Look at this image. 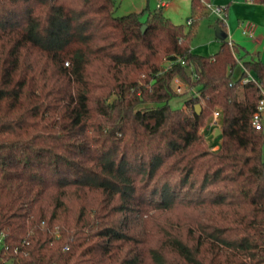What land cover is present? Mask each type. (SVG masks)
I'll return each instance as SVG.
<instances>
[{
	"label": "trees",
	"instance_id": "16d2710c",
	"mask_svg": "<svg viewBox=\"0 0 264 264\" xmlns=\"http://www.w3.org/2000/svg\"><path fill=\"white\" fill-rule=\"evenodd\" d=\"M117 6L0 0V264H264V61Z\"/></svg>",
	"mask_w": 264,
	"mask_h": 264
},
{
	"label": "rangeland",
	"instance_id": "374dc122",
	"mask_svg": "<svg viewBox=\"0 0 264 264\" xmlns=\"http://www.w3.org/2000/svg\"><path fill=\"white\" fill-rule=\"evenodd\" d=\"M169 1H171L170 7L165 9L163 13L165 16L170 17L173 23L182 24L186 31H192L194 33L191 42L194 52L201 55H212L218 52L222 42L216 37V25L219 19L218 15L213 13L210 9H207L204 14L196 16V22L193 26H191L188 24V18L193 17L191 0ZM230 1L231 0H212L214 5H227L230 3ZM242 1H245L246 3V0ZM117 2L118 15H125L136 12L141 14L142 20H146L148 11L156 8L158 0H117ZM206 2L207 1L203 0L205 6ZM262 6L263 7H250V9L246 8L245 6L240 7L238 8L237 12H234V20L232 21H229L230 18L227 14L228 12H226L225 19L227 29L230 27V22L234 23L236 28H238L237 26H239V20H242L244 22H253L257 27H260V32H264V4ZM233 39L235 40L236 44L239 45L241 49L240 55L243 57H247V55L245 56L246 53H244L243 48L250 52L259 50L260 54L264 52V40L262 39L261 44H257L256 40L245 37L242 34L240 28L236 30L235 35H233ZM184 89L185 93L180 94V96L174 98L171 101V105L174 108H184L185 110H187V108L185 107V101L189 99L193 94L188 91V87L185 86ZM216 110L218 109H215L213 111L208 125L203 127L201 130V132L205 136L206 141L211 146H213L214 149H218L221 143L219 135H216V129L220 128V124L215 127L210 126V121L212 120L213 114ZM4 264H11V262H5Z\"/></svg>",
	"mask_w": 264,
	"mask_h": 264
},
{
	"label": "built area",
	"instance_id": "2783aa9c",
	"mask_svg": "<svg viewBox=\"0 0 264 264\" xmlns=\"http://www.w3.org/2000/svg\"><path fill=\"white\" fill-rule=\"evenodd\" d=\"M166 5V1H159L158 4V9H162L163 6ZM206 6L208 9H210L213 13L217 14L219 19L225 20L226 17V12H227V6L226 5H214L213 2H206ZM192 23V20L189 19L188 20V24L190 25ZM242 26V31L244 34L253 37L255 34V30H256V25L253 22L247 21V22H243L241 24ZM229 41V45L231 47H233V42L231 40ZM185 62H183L184 64ZM242 68L244 70V72L246 73V75L241 79V86H244L248 83H254L256 85H258L260 87L261 90V97L257 106V110L255 111L251 123L252 125L256 128V129H264V87L261 86V84L258 82L257 77L255 76V74L251 71H249L245 66L242 65ZM186 85L181 81L180 78L176 77L173 81V87L175 89V91L179 94H183L185 93V87ZM187 87V86H186ZM188 91L192 94L195 93V95L199 96V93L196 92V90L194 88L188 87ZM220 111L219 109L216 110L213 114V118L210 121V126L211 127H215L218 126L220 124ZM217 130V129H216Z\"/></svg>",
	"mask_w": 264,
	"mask_h": 264
},
{
	"label": "crops",
	"instance_id": "0c3cea01",
	"mask_svg": "<svg viewBox=\"0 0 264 264\" xmlns=\"http://www.w3.org/2000/svg\"><path fill=\"white\" fill-rule=\"evenodd\" d=\"M159 1H161V0H158V3H157V5H156V8H154L153 10H150V11H156V10H159L158 9V4H159ZM163 1H166V5L165 6H163L162 7V9H160V10H162L163 12H164V10L165 9H167V8H169L170 7V5H171V1H169V0H163ZM264 3H259V2H255V1H251V0H248V2H247V0H246V3H245V1H242V0H231L230 1V3L229 4H227L226 6H227V14H228V16H229V18H230V20L229 21H232V20H234V12H237V10H238V8H240V7H246V8H249L250 9V7H263L262 5H263ZM237 6H239V7H237ZM170 18V17H169ZM190 18H188V20H189ZM238 20H239V18H238ZM244 21H242V20H239V26H237L238 28H240L241 29V32H242V34L245 36V37H249V38H252V39H254V40H256V43L257 44H261L262 43V39L264 40V32L263 31H261L260 32V27H257L256 26V30H255V34H254V36L253 37H250V36H248V35H246V34H244L243 33V31H242V26H241V24L243 23ZM238 28H236V26H235V24L234 23H232V22H230V27L228 28V29H226V31H228L229 33H228V38H227V40H231L232 42H233V44H236V42H235V40L233 39V35H235V33H236V30L238 29ZM259 34V35H258ZM217 37V36H216ZM217 39H219L218 37H217ZM220 40V39H219ZM221 41V40H220ZM223 42V41H222ZM222 42H221V44H222ZM194 51V50H193ZM215 54V53H214ZM251 54L253 55V56H255V57H259L260 59H262L263 61H264V52L262 53V54H260V51L259 50H257V51H252L251 52ZM213 55V54H212Z\"/></svg>",
	"mask_w": 264,
	"mask_h": 264
},
{
	"label": "water",
	"instance_id": "95a60500",
	"mask_svg": "<svg viewBox=\"0 0 264 264\" xmlns=\"http://www.w3.org/2000/svg\"><path fill=\"white\" fill-rule=\"evenodd\" d=\"M146 27H147L146 25H143V27H142L143 31L146 30ZM216 36H217L221 41H225V40H227V38H228V32H227L226 30H224L221 26L217 25V26H216ZM202 109H203V107H202L201 104H197V105H196V112H197L198 114H200V113L202 112ZM220 134H221V129L218 128V129L216 130V135H220Z\"/></svg>",
	"mask_w": 264,
	"mask_h": 264
}]
</instances>
